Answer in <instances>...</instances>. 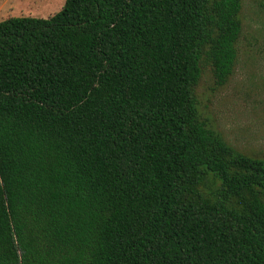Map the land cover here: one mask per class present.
I'll list each match as a JSON object with an SVG mask.
<instances>
[{"label": "trees", "instance_id": "trees-1", "mask_svg": "<svg viewBox=\"0 0 264 264\" xmlns=\"http://www.w3.org/2000/svg\"><path fill=\"white\" fill-rule=\"evenodd\" d=\"M240 0H65L0 20V264H264V159L197 115Z\"/></svg>", "mask_w": 264, "mask_h": 264}, {"label": "rangeland", "instance_id": "rangeland-1", "mask_svg": "<svg viewBox=\"0 0 264 264\" xmlns=\"http://www.w3.org/2000/svg\"><path fill=\"white\" fill-rule=\"evenodd\" d=\"M65 0H0V20L9 16L48 18ZM236 55L222 84L204 58L194 85L198 118L227 146L233 169L241 158L264 159V0H240ZM264 202V191L260 192Z\"/></svg>", "mask_w": 264, "mask_h": 264}]
</instances>
